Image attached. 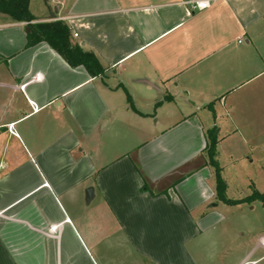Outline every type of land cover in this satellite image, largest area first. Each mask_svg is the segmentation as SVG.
Instances as JSON below:
<instances>
[{"label":"crops","instance_id":"1","mask_svg":"<svg viewBox=\"0 0 264 264\" xmlns=\"http://www.w3.org/2000/svg\"><path fill=\"white\" fill-rule=\"evenodd\" d=\"M182 1L30 0L96 77L0 24V264H209L212 133L220 163L264 171V0Z\"/></svg>","mask_w":264,"mask_h":264},{"label":"rangeland","instance_id":"2","mask_svg":"<svg viewBox=\"0 0 264 264\" xmlns=\"http://www.w3.org/2000/svg\"><path fill=\"white\" fill-rule=\"evenodd\" d=\"M45 1L47 0H32L33 11L38 13L39 7L44 6ZM10 21L9 16L0 14V24ZM12 30L13 28H4V32L9 34H13ZM220 165L223 166V176L230 185L228 197L241 199L240 197L247 193H252L256 187L250 184L251 179L257 181L259 190L264 192V171L260 166L256 164L246 167L236 166L230 160L226 162L222 160ZM217 203H220L217 210L222 213V217L217 218L219 221L216 225L217 230L207 236L210 241H206L205 254L209 256V264H236L240 262L248 247L255 246L260 239L259 234H264V205L260 200L237 204L239 206H232L223 201L213 202V205ZM253 255L249 259L264 255L263 247H259L257 253ZM258 264H264V258L259 260Z\"/></svg>","mask_w":264,"mask_h":264},{"label":"trees","instance_id":"3","mask_svg":"<svg viewBox=\"0 0 264 264\" xmlns=\"http://www.w3.org/2000/svg\"><path fill=\"white\" fill-rule=\"evenodd\" d=\"M30 0H0V13L10 16L15 22H32L36 18L29 8ZM32 31L27 33V47L45 42L56 50L72 67H84L91 76L96 77L105 73L97 55L90 50H85L78 42L74 41L72 28L64 20H49L29 23ZM128 100L134 108L133 99L127 91ZM209 164L213 167L216 179L217 198L229 205L251 203L260 200L264 205V194L256 189L241 199L228 197V185L223 176V169L219 163L218 139L212 133L206 147Z\"/></svg>","mask_w":264,"mask_h":264},{"label":"built area","instance_id":"4","mask_svg":"<svg viewBox=\"0 0 264 264\" xmlns=\"http://www.w3.org/2000/svg\"><path fill=\"white\" fill-rule=\"evenodd\" d=\"M217 0H183L182 2L188 5L194 12H200L208 9ZM74 36L77 37L78 33L74 32Z\"/></svg>","mask_w":264,"mask_h":264},{"label":"water","instance_id":"5","mask_svg":"<svg viewBox=\"0 0 264 264\" xmlns=\"http://www.w3.org/2000/svg\"><path fill=\"white\" fill-rule=\"evenodd\" d=\"M26 30H27V32H31V31H32L31 26H28ZM91 189H92V188H91Z\"/></svg>","mask_w":264,"mask_h":264}]
</instances>
